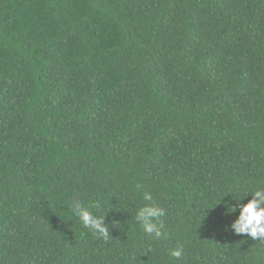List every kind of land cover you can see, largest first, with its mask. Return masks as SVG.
<instances>
[{"label":"trees","instance_id":"trees-1","mask_svg":"<svg viewBox=\"0 0 264 264\" xmlns=\"http://www.w3.org/2000/svg\"><path fill=\"white\" fill-rule=\"evenodd\" d=\"M262 183L264 0H0V264H264L223 191Z\"/></svg>","mask_w":264,"mask_h":264},{"label":"clouds","instance_id":"clouds-1","mask_svg":"<svg viewBox=\"0 0 264 264\" xmlns=\"http://www.w3.org/2000/svg\"><path fill=\"white\" fill-rule=\"evenodd\" d=\"M134 189L141 203L136 208L134 217V227L138 226L139 231L144 237L150 238L155 242L168 241L171 233L166 226L165 217L167 216L166 208L161 206L152 192L144 190L141 184H135ZM225 193L231 195L235 205L228 204L227 212L235 213L239 209L237 218L231 223V230L237 234H246L253 240L264 241V183L256 184L240 195L241 186L232 185L223 189ZM230 194H223L221 199ZM251 196L246 203L242 201ZM101 207L99 201L86 203L83 200L75 199L69 204L71 214L77 218L82 228L87 229L90 234L105 243L111 238L109 226L105 223L107 213L97 215L93 208ZM148 251H152L149 246ZM171 258L179 260L184 255L183 245L175 248H166L164 250Z\"/></svg>","mask_w":264,"mask_h":264}]
</instances>
